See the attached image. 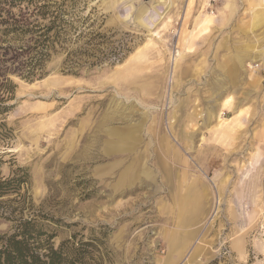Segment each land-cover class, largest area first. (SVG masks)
<instances>
[{
    "label": "rangeland",
    "instance_id": "374dc122",
    "mask_svg": "<svg viewBox=\"0 0 264 264\" xmlns=\"http://www.w3.org/2000/svg\"><path fill=\"white\" fill-rule=\"evenodd\" d=\"M263 1L0 0V179L22 177L0 235L36 219L85 264H264Z\"/></svg>",
    "mask_w": 264,
    "mask_h": 264
},
{
    "label": "trees",
    "instance_id": "16d2710c",
    "mask_svg": "<svg viewBox=\"0 0 264 264\" xmlns=\"http://www.w3.org/2000/svg\"><path fill=\"white\" fill-rule=\"evenodd\" d=\"M44 16L45 14L41 12ZM54 17L50 25L39 31L40 39L35 40L30 48L29 58L21 66V78L32 80L42 75L45 61L63 28L54 24ZM25 31L22 27L7 26L2 32L4 36L11 33ZM53 33V35H52ZM9 48H5L7 52ZM6 106H0V114L7 112ZM16 176V175H15ZM22 177L0 179V196L18 190ZM22 183V182H21ZM53 235L47 234L43 224L36 219L19 221L10 235H0V264H85V256L79 251L69 252L66 243L62 242L57 248L51 243Z\"/></svg>",
    "mask_w": 264,
    "mask_h": 264
},
{
    "label": "crops",
    "instance_id": "0c3cea01",
    "mask_svg": "<svg viewBox=\"0 0 264 264\" xmlns=\"http://www.w3.org/2000/svg\"><path fill=\"white\" fill-rule=\"evenodd\" d=\"M248 2L250 3V0H248ZM254 6H255V7H254ZM254 6H253V4H252V6H251V9H252V10H254V8H258V7L256 6V4H255ZM259 7H260V6H259ZM257 11H258V10H257ZM259 12H260V11H259ZM210 18H211L210 16L206 15V19H207V20H210ZM226 103H227V102H226ZM226 103H225V104H226Z\"/></svg>",
    "mask_w": 264,
    "mask_h": 264
},
{
    "label": "bare ground",
    "instance_id": "6f19581e",
    "mask_svg": "<svg viewBox=\"0 0 264 264\" xmlns=\"http://www.w3.org/2000/svg\"><path fill=\"white\" fill-rule=\"evenodd\" d=\"M263 4H264V1H263ZM264 6V5H263ZM257 21V20H256ZM179 55V54H178ZM260 60H262V62L264 63V53H262L261 57H260ZM250 67V66H249Z\"/></svg>",
    "mask_w": 264,
    "mask_h": 264
}]
</instances>
